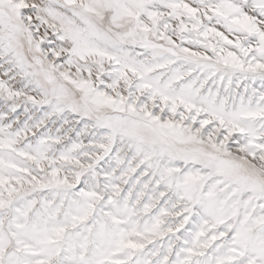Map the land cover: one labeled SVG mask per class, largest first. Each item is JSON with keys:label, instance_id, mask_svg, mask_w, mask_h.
<instances>
[{"label": "snow or ice", "instance_id": "1", "mask_svg": "<svg viewBox=\"0 0 264 264\" xmlns=\"http://www.w3.org/2000/svg\"><path fill=\"white\" fill-rule=\"evenodd\" d=\"M0 264H264V0H0Z\"/></svg>", "mask_w": 264, "mask_h": 264}]
</instances>
